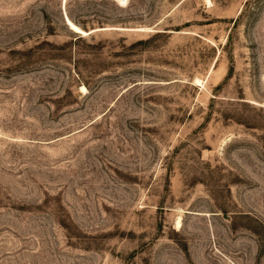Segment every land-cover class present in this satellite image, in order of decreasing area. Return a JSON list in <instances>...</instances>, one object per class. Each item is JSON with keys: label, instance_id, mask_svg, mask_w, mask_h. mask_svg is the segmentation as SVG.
Wrapping results in <instances>:
<instances>
[{"label": "rangeland", "instance_id": "rangeland-1", "mask_svg": "<svg viewBox=\"0 0 264 264\" xmlns=\"http://www.w3.org/2000/svg\"><path fill=\"white\" fill-rule=\"evenodd\" d=\"M0 264H264V0H0Z\"/></svg>", "mask_w": 264, "mask_h": 264}, {"label": "bare ground", "instance_id": "bare-ground-1", "mask_svg": "<svg viewBox=\"0 0 264 264\" xmlns=\"http://www.w3.org/2000/svg\"><path fill=\"white\" fill-rule=\"evenodd\" d=\"M65 17H66V15H65ZM66 23H69L67 17H66ZM177 222H180V220L178 219ZM177 224H178V223H177Z\"/></svg>", "mask_w": 264, "mask_h": 264}, {"label": "trees", "instance_id": "trees-1", "mask_svg": "<svg viewBox=\"0 0 264 264\" xmlns=\"http://www.w3.org/2000/svg\"><path fill=\"white\" fill-rule=\"evenodd\" d=\"M76 38H79V36H77Z\"/></svg>", "mask_w": 264, "mask_h": 264}]
</instances>
